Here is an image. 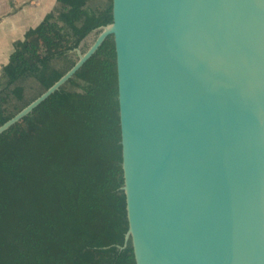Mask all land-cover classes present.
Instances as JSON below:
<instances>
[{"label": "water", "instance_id": "1", "mask_svg": "<svg viewBox=\"0 0 264 264\" xmlns=\"http://www.w3.org/2000/svg\"><path fill=\"white\" fill-rule=\"evenodd\" d=\"M112 34L137 264H264V0H113Z\"/></svg>", "mask_w": 264, "mask_h": 264}, {"label": "trees", "instance_id": "2", "mask_svg": "<svg viewBox=\"0 0 264 264\" xmlns=\"http://www.w3.org/2000/svg\"><path fill=\"white\" fill-rule=\"evenodd\" d=\"M113 0H57L0 77V126L69 71ZM64 27L62 31L60 25ZM115 40L0 134V264H137L129 228Z\"/></svg>", "mask_w": 264, "mask_h": 264}, {"label": "crops", "instance_id": "3", "mask_svg": "<svg viewBox=\"0 0 264 264\" xmlns=\"http://www.w3.org/2000/svg\"><path fill=\"white\" fill-rule=\"evenodd\" d=\"M57 0H0V75L14 50V42L38 25Z\"/></svg>", "mask_w": 264, "mask_h": 264}, {"label": "rangeland", "instance_id": "4", "mask_svg": "<svg viewBox=\"0 0 264 264\" xmlns=\"http://www.w3.org/2000/svg\"><path fill=\"white\" fill-rule=\"evenodd\" d=\"M60 25V29L63 31L64 27H62L61 24ZM99 32L98 31H93L92 33H90L84 40L83 45L87 46L88 48L95 42L96 38L98 37ZM1 77V75H0Z\"/></svg>", "mask_w": 264, "mask_h": 264}]
</instances>
